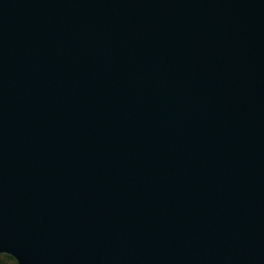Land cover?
I'll use <instances>...</instances> for the list:
<instances>
[{"label": "water", "instance_id": "95a60500", "mask_svg": "<svg viewBox=\"0 0 264 264\" xmlns=\"http://www.w3.org/2000/svg\"><path fill=\"white\" fill-rule=\"evenodd\" d=\"M264 264V0H0V254Z\"/></svg>", "mask_w": 264, "mask_h": 264}, {"label": "trees", "instance_id": "16d2710c", "mask_svg": "<svg viewBox=\"0 0 264 264\" xmlns=\"http://www.w3.org/2000/svg\"><path fill=\"white\" fill-rule=\"evenodd\" d=\"M0 264H17L16 260L6 254H0Z\"/></svg>", "mask_w": 264, "mask_h": 264}, {"label": "rangeland", "instance_id": "374dc122", "mask_svg": "<svg viewBox=\"0 0 264 264\" xmlns=\"http://www.w3.org/2000/svg\"><path fill=\"white\" fill-rule=\"evenodd\" d=\"M6 255H9V254H7V253H5Z\"/></svg>", "mask_w": 264, "mask_h": 264}]
</instances>
